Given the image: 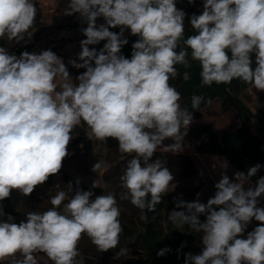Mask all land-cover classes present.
I'll list each match as a JSON object with an SVG mask.
<instances>
[{
	"label": "clouds",
	"instance_id": "9594fccd",
	"mask_svg": "<svg viewBox=\"0 0 264 264\" xmlns=\"http://www.w3.org/2000/svg\"><path fill=\"white\" fill-rule=\"evenodd\" d=\"M63 15H77L87 24L81 29L80 62H68L85 69L75 79L51 49L24 51L18 57L0 47V201L13 190L29 196L60 173L72 132L83 123L90 140L114 138L122 158L131 156L120 177L125 189L120 200H130L147 223V212L156 211L175 181L166 160L152 158L161 148L162 153L183 152L193 122V112L181 106V93L169 83L178 75L176 65L191 66L190 49L191 59L201 67L202 86L239 80L264 91V0H203L201 13L189 19L195 34L186 39L187 13L177 8L176 0H69ZM36 17L34 0H0V39H30ZM98 18L104 23L97 25ZM117 27L119 33L110 31ZM126 29L139 37L130 59L121 54L128 43L122 38ZM101 41L106 43L99 51L89 47ZM189 79L185 71L183 80ZM202 102L204 96L194 95L192 108L199 110ZM167 139L174 143L164 145ZM107 167L96 162L92 170ZM261 167L257 163L247 174L235 172V181L222 173L207 203L174 199L180 210L169 212L162 225H187L202 233V251L186 253L185 264H264V207L258 206L264 176L253 186L244 184ZM67 186L73 191L71 183ZM93 187H98L96 181ZM93 195L77 188L69 198L59 191L46 211H30L18 224L10 215L0 220V264H39L37 253L52 264H85L78 250L84 234L100 252L117 248L123 228L116 193ZM4 215L0 206V217ZM253 220L259 224L245 238ZM170 251L165 247L156 255ZM128 252L120 248L114 259Z\"/></svg>",
	"mask_w": 264,
	"mask_h": 264
},
{
	"label": "rangeland",
	"instance_id": "374dc122",
	"mask_svg": "<svg viewBox=\"0 0 264 264\" xmlns=\"http://www.w3.org/2000/svg\"><path fill=\"white\" fill-rule=\"evenodd\" d=\"M68 2L69 0H34L37 6L36 22L31 30L34 33L30 39L25 36L22 42H25V51L29 53L38 54L47 49L54 51L63 58L69 73L75 79L81 73H78V75L72 74L74 69L68 62L77 60V54L81 48L80 41L84 39V36L79 28L73 25L75 21L73 16L63 15V9ZM195 8L201 12L203 0H197ZM110 31L114 32V28L110 29ZM130 35V30H126L122 38ZM8 52L11 54V51ZM240 98L253 111H256L264 103V91L256 90L252 85H245ZM180 103L183 107V102L180 101ZM205 125L211 126L219 136H222L240 126V120L238 114L229 105H223L220 99H215L201 110L200 117H193V122L184 137V151L186 152L183 151L173 155L172 153H162L161 148L157 150L152 158L153 160L157 158L166 160V166L175 176V181L170 186V193L165 195L162 198V203L159 204V222L165 233L168 232V228L167 225H162L161 221H167L168 213L175 209H169L166 206L168 196L184 199L187 189L196 186L201 178L204 177L205 186L198 192L199 196L196 195L194 201L199 199L200 202L207 203L208 199L215 195L216 189L214 185L219 181L222 173L225 172L230 179L235 181L234 173L237 171L222 156L195 152L198 144L208 138L207 134L202 132ZM85 132L86 135H89L88 129ZM72 136L73 138L68 145L69 155L63 160L62 165L64 172L68 173L74 181L77 182L79 180V184L67 183H71L73 187V191L70 190L68 192V197L71 198L77 188L83 191L100 188L103 194L114 192L121 209L120 219L138 230L144 229L146 223L139 218L141 215L140 209L133 206L130 200H120V193L125 191L121 187L120 177L131 156L124 154L122 158V154L118 151V141L114 138H107L106 142L103 143L94 138L90 140L87 137L85 142L75 145L74 140L77 139V134L73 133ZM163 143L168 145L174 143V141L167 139ZM96 162L106 163L108 165L107 169L101 168L94 172L92 168ZM183 175L185 177L179 179ZM95 181L98 187H93ZM175 184L176 187L172 191ZM244 184L245 187L253 186L248 180ZM63 190L64 187L59 185H57L56 189H53L49 180H47L44 184L38 185L34 192L42 198V202L39 205L42 209H45L47 204L51 205L50 197ZM91 192L94 194L93 198L98 195L94 191ZM67 202L68 200L66 199L63 203ZM63 203L61 207H63ZM258 206L264 207V198H260ZM258 224L259 222L255 220L249 224L244 234L245 238L247 232L254 230ZM179 229L183 232L185 230L184 226ZM192 244L194 255L199 254L202 251V236L197 241H193ZM123 247L129 249L128 254L120 259H114L115 252H118ZM78 250L83 255L85 264H132L129 262L130 259H142L145 253V248L140 241L125 235H120V243L117 248L107 252H100L92 244L90 238L84 234L78 243ZM36 258L39 264H52L44 253H37Z\"/></svg>",
	"mask_w": 264,
	"mask_h": 264
},
{
	"label": "trees",
	"instance_id": "16d2710c",
	"mask_svg": "<svg viewBox=\"0 0 264 264\" xmlns=\"http://www.w3.org/2000/svg\"><path fill=\"white\" fill-rule=\"evenodd\" d=\"M194 4H189L188 0H176V6L178 9H182L187 13L185 17V39L189 35L195 34V31L189 25V19L193 14L199 15L201 12L195 8ZM74 23L73 25L78 27L79 30L86 28L87 24L80 19L77 15H73ZM103 18H98L97 25L103 22ZM127 30V29H126ZM125 30V32H126ZM114 32L119 33L120 28H114ZM124 32V33H125ZM85 39V37H84ZM126 39L128 43L124 45L121 49V54L126 58H131L132 45L136 42L138 36H127ZM106 41H101L98 45H90L89 47H95L98 51L103 47ZM180 47H185L183 41L179 42ZM33 45V44H32ZM26 45L20 48L19 52L25 51ZM80 50L78 51V54ZM179 51V48L177 49ZM77 54V62L78 60ZM189 62L190 67L185 68L183 65H176L178 75L175 78L170 79L169 83L171 86L175 87L181 93V101L183 102V107L187 108L189 112H193V117H200L201 110L208 104L207 100L210 98L211 101L215 99H220L223 105H229L237 114L240 120V126L236 129L219 136L209 125H205L202 129L203 133H206L208 138L198 144L195 152L197 153H207V154H217L222 156L225 161L233 165L240 172L247 174L248 168L256 165L257 163L264 166V103L256 111H253L246 103L240 98V94L245 87V85L239 80H233L231 84H220L215 83L211 87L202 86L201 82V67L198 61H194L190 56L189 49ZM72 74L78 75V73H83L85 69L74 68ZM187 71L190 73V79L188 81L183 80V73ZM194 95H202L205 97V102H202L199 110H194L192 108L191 99ZM87 126L81 124L77 126L73 132L77 134V139L74 140L75 145L80 142H85L87 135L85 130ZM186 152V151H184ZM193 174V173H191ZM190 174V175H191ZM187 176V175H186ZM264 176V167H261L256 176L249 179L255 184V181L260 177ZM179 177V179L184 178ZM178 179V180H179ZM53 189H56L57 185L64 187L66 193L70 192L68 188V182H72L77 185V182L69 176L68 173L64 172V168L60 170L57 175L49 176L48 178ZM205 186V178L202 177L200 182L187 189L185 198L186 202H193L196 195L202 187ZM89 191H94L98 195L103 194L102 189L92 188ZM177 197L168 196L167 197V207L169 209L175 208L174 199ZM264 198V197H262ZM180 199V198H178ZM42 202V198L39 197L34 191L29 196H24L19 191L13 190L9 198L0 201V206H2L4 216L0 217V220H6L10 215L13 217V222L19 223L22 220H26V215L30 211L43 212L52 207V205L47 204V208L42 209L39 203ZM61 207L59 210H62ZM18 209V211H17ZM159 211L160 205L156 206L155 212H147L148 221L145 228L138 230L126 223L121 219V225L123 232L121 235H125L129 238H133L140 241L144 248V258L142 259H130L129 262L132 264H185V254H194L193 241H197L201 238L202 233L191 232L187 225L184 226V232L180 229L175 228L170 222L167 223L168 232H164V228L159 222ZM201 222L206 220L205 216L200 217ZM184 245L181 247V245ZM168 247L171 249L163 257H158L156 253L161 249ZM179 256V259H178ZM3 264H8V260H5Z\"/></svg>",
	"mask_w": 264,
	"mask_h": 264
},
{
	"label": "crops",
	"instance_id": "0c3cea01",
	"mask_svg": "<svg viewBox=\"0 0 264 264\" xmlns=\"http://www.w3.org/2000/svg\"><path fill=\"white\" fill-rule=\"evenodd\" d=\"M16 42L15 41H12V42H9L6 38H3V39H0V47H4L6 48L8 51H11L12 49V46L15 44ZM21 43H25V42H22ZM11 48V49H10ZM230 166H232L234 168V170L236 171H239L237 170L233 165L229 164ZM240 172V171H239ZM248 182L252 183L254 185L253 182H251L250 180H248Z\"/></svg>",
	"mask_w": 264,
	"mask_h": 264
},
{
	"label": "built area",
	"instance_id": "2783aa9c",
	"mask_svg": "<svg viewBox=\"0 0 264 264\" xmlns=\"http://www.w3.org/2000/svg\"><path fill=\"white\" fill-rule=\"evenodd\" d=\"M24 45L20 42V43H15L13 46H12V49H11V54H14L16 56H20V48L23 47Z\"/></svg>",
	"mask_w": 264,
	"mask_h": 264
},
{
	"label": "water",
	"instance_id": "95a60500",
	"mask_svg": "<svg viewBox=\"0 0 264 264\" xmlns=\"http://www.w3.org/2000/svg\"><path fill=\"white\" fill-rule=\"evenodd\" d=\"M23 45H25V43H23Z\"/></svg>",
	"mask_w": 264,
	"mask_h": 264
}]
</instances>
